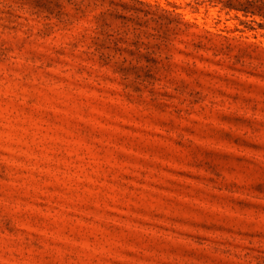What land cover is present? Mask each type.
Returning <instances> with one entry per match:
<instances>
[{
  "label": "rangeland",
  "instance_id": "374dc122",
  "mask_svg": "<svg viewBox=\"0 0 264 264\" xmlns=\"http://www.w3.org/2000/svg\"><path fill=\"white\" fill-rule=\"evenodd\" d=\"M223 1L0 0V264H264V12Z\"/></svg>",
  "mask_w": 264,
  "mask_h": 264
},
{
  "label": "trees",
  "instance_id": "16d2710c",
  "mask_svg": "<svg viewBox=\"0 0 264 264\" xmlns=\"http://www.w3.org/2000/svg\"><path fill=\"white\" fill-rule=\"evenodd\" d=\"M223 7L235 8V9H242L244 11H247L250 8H257L258 10H262L264 12V1L263 0H245L244 2L237 1L236 4H234L231 0L223 1ZM245 4V5H244Z\"/></svg>",
  "mask_w": 264,
  "mask_h": 264
}]
</instances>
